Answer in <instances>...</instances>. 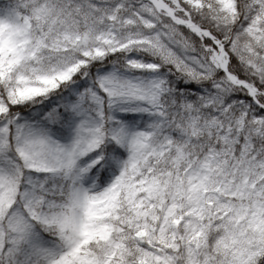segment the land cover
I'll return each instance as SVG.
<instances>
[{"label":"snow or ice","instance_id":"snow-or-ice-1","mask_svg":"<svg viewBox=\"0 0 264 264\" xmlns=\"http://www.w3.org/2000/svg\"><path fill=\"white\" fill-rule=\"evenodd\" d=\"M0 264H264V0H0Z\"/></svg>","mask_w":264,"mask_h":264},{"label":"rangeland","instance_id":"rangeland-1","mask_svg":"<svg viewBox=\"0 0 264 264\" xmlns=\"http://www.w3.org/2000/svg\"><path fill=\"white\" fill-rule=\"evenodd\" d=\"M112 69V65L111 64H105L104 67L102 69H93V73L94 74H104L105 72L111 71ZM127 75H133V76H151V75H156V73H150V72H134V73H126ZM161 74H163V72L161 71ZM82 90V89H81ZM67 91L66 89L61 90L60 93L63 94V92ZM101 95H103V93H101ZM21 115H25L26 118H34V117H27L28 114L25 113H21ZM142 117L143 115H145L148 119L150 118L149 115L147 113H137V116ZM116 116L120 119L123 120L126 124H128L130 127H140L135 121H133L128 115L127 112H117ZM86 159V158H85ZM118 172V167H115L111 172H109L108 174V180H110L116 173ZM92 175V179L95 180V182L97 184L100 183L99 180V175L98 174H91ZM89 183H91V181H89Z\"/></svg>","mask_w":264,"mask_h":264},{"label":"trees","instance_id":"trees-1","mask_svg":"<svg viewBox=\"0 0 264 264\" xmlns=\"http://www.w3.org/2000/svg\"><path fill=\"white\" fill-rule=\"evenodd\" d=\"M162 72H164V70H161ZM183 81H176L177 86H179L180 84H182ZM57 93H60L61 89H57L56 90ZM59 96H49L47 100L44 101V103H47L49 100H59ZM23 109V111L21 113H25L28 114L27 117H34V113L39 109V105H32L31 107H27V106H19ZM127 115L133 120L135 121L140 127L143 126V124L148 120V118L143 115L142 117H140L139 115L137 116L136 112H127Z\"/></svg>","mask_w":264,"mask_h":264}]
</instances>
